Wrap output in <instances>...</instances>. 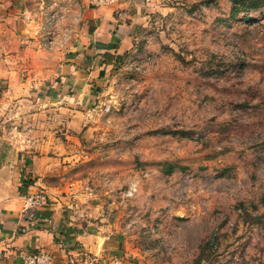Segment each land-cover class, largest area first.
Wrapping results in <instances>:
<instances>
[{"label": "rangeland", "instance_id": "374dc122", "mask_svg": "<svg viewBox=\"0 0 264 264\" xmlns=\"http://www.w3.org/2000/svg\"><path fill=\"white\" fill-rule=\"evenodd\" d=\"M160 2L97 108L16 101L0 151L48 152L44 183L101 192L118 264H264V0Z\"/></svg>", "mask_w": 264, "mask_h": 264}, {"label": "crops", "instance_id": "0c3cea01", "mask_svg": "<svg viewBox=\"0 0 264 264\" xmlns=\"http://www.w3.org/2000/svg\"><path fill=\"white\" fill-rule=\"evenodd\" d=\"M163 8L160 0H120L100 8L88 0H0V138L1 115L14 112L16 101L41 117L56 109L78 116L97 108L110 70ZM52 11L56 31L48 46L44 31ZM53 124L39 122L46 129ZM17 150L0 151V264H23L26 255L39 251L52 257L50 264H118L122 258L111 245L117 236L89 209L101 192L44 183L55 158L48 152L29 158ZM38 185L49 201L29 221L20 211Z\"/></svg>", "mask_w": 264, "mask_h": 264}, {"label": "built area", "instance_id": "2783aa9c", "mask_svg": "<svg viewBox=\"0 0 264 264\" xmlns=\"http://www.w3.org/2000/svg\"><path fill=\"white\" fill-rule=\"evenodd\" d=\"M119 3L120 0H88V4L93 8L115 7ZM53 12L55 11L49 13V17L47 18L48 27L47 30L44 31V38L46 40L45 43L48 46L52 45L53 35L56 31V29H53L50 26L52 16L51 14ZM62 38H65V41L68 40L69 32L67 30L63 32ZM105 110L107 109L105 108ZM136 190L137 189L135 187V184H131V186L126 192V196L132 197L135 194ZM48 201L49 199L45 191L41 190L40 188H37L33 192L25 195L22 209L20 212L27 220H35L38 209L46 205ZM51 260L52 257L49 254L39 251L26 255L23 259V264H50Z\"/></svg>", "mask_w": 264, "mask_h": 264}]
</instances>
